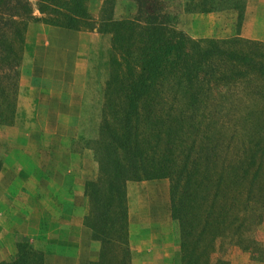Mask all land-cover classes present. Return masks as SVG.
<instances>
[{"label": "trees", "instance_id": "trees-1", "mask_svg": "<svg viewBox=\"0 0 264 264\" xmlns=\"http://www.w3.org/2000/svg\"><path fill=\"white\" fill-rule=\"evenodd\" d=\"M131 1L135 16L99 18L115 52L102 89V176L87 184L85 224L101 249L87 264H128L125 183L159 178L170 180L178 264H229L213 259L228 245L263 261L255 227L264 211V43L232 37L203 45L172 28L163 0ZM35 4L43 17L33 15L31 0H0V127L16 116L28 22L72 30L95 25L86 0ZM200 5V11L236 10L240 20L245 0ZM237 82H254L249 100L223 90ZM15 247L0 264H50L27 239Z\"/></svg>", "mask_w": 264, "mask_h": 264}, {"label": "rangeland", "instance_id": "rangeland-1", "mask_svg": "<svg viewBox=\"0 0 264 264\" xmlns=\"http://www.w3.org/2000/svg\"><path fill=\"white\" fill-rule=\"evenodd\" d=\"M200 1L163 0L170 12L172 28L203 45H207L209 40L226 42L232 38L220 39L218 28L215 29V36L200 37L193 29H188V22L181 19L185 15L218 12L200 11ZM35 2L31 0L33 15L43 17ZM86 5L95 22L93 28H83L79 32H72V36L60 37V49L51 51V56L47 58L36 60L33 49L24 51V48L22 51L16 116L11 125L0 127V219L4 222L0 224V255H5L0 261L8 260L16 253V241L27 239L23 232L30 228L38 232V242L37 245L29 242L43 252L46 262L50 264L53 261L65 262L64 253L56 247L54 257L50 254L46 256V246L50 244L46 245L45 240L55 238L72 242L79 232L81 241L78 251L81 258H75L76 262L87 264L98 259L101 243L98 255L91 259L94 247H90V240L94 239L92 230L85 224V217L90 211L87 184L102 176L99 164L102 157L97 152L98 130L104 109L102 89L110 69V56L115 52L112 51L111 34L100 30L99 18L106 13L116 20L131 18L136 15L137 7L131 0L104 3L103 0H86ZM38 24L47 25L42 20L32 19L28 22L33 30L30 34L32 38L41 27ZM53 55L60 57L56 59ZM253 83L247 86L237 82L223 90L238 92L249 100L246 96L252 92L250 87H253ZM169 188L168 178L150 179L144 183L131 181L127 187L125 183V201L126 192L131 198L140 191L147 203H157L159 212L153 215L154 222L160 221L164 225L165 219V227H157V231L163 232L156 234H166L172 230L173 236L176 235L178 239V226L171 214L172 222L166 221L171 213ZM74 198L78 208L85 213L83 231L87 227L91 231V239L86 230L76 233L69 228L58 229L59 210L69 214ZM145 211L149 213L147 207ZM27 215L29 219L25 218ZM10 220L19 222V226L14 233L6 235ZM255 228L256 238L264 244V211L261 223ZM11 243L14 245L13 253L8 254ZM174 255L162 264H178V255ZM217 257L226 258L229 264H264V260L252 259L250 254L232 245L213 254V259ZM128 260V264L142 261L131 257ZM146 260L151 262L155 259Z\"/></svg>", "mask_w": 264, "mask_h": 264}, {"label": "crops", "instance_id": "crops-1", "mask_svg": "<svg viewBox=\"0 0 264 264\" xmlns=\"http://www.w3.org/2000/svg\"><path fill=\"white\" fill-rule=\"evenodd\" d=\"M219 16V17H218ZM217 17L219 18V23H217ZM181 19L188 22V29H193L197 36H215V29L218 28V34L220 39L229 38V37H240L243 39L253 40L264 43V0H245V6L241 14V19L239 20V12L233 9H225L218 12H208V13H196L188 14L182 17ZM41 27L35 33L32 38L30 34L32 33L30 25H27L25 32V50L31 51L33 49L35 59L47 58L51 56V51L60 49V37L65 38L66 36H72V32H79V30L65 29L53 25H43L38 24ZM199 32H198V31ZM214 30V31H213ZM215 32V34H214ZM74 44V43H73ZM28 51V52H29ZM27 52V53H28ZM46 52V53H45ZM26 56H29V53ZM56 54V53H54ZM53 58L58 59L59 56H52ZM38 60V59H36ZM54 76H52L53 78ZM131 181L126 182L127 183ZM135 182V181H133ZM136 182H147V180H141ZM87 201V199H85ZM83 202L87 206L86 202ZM126 209H127V225H126V244L128 251L130 252L131 259H141V262L138 260L132 261V264H162L164 261H168L171 258L172 254L175 253L174 257L178 255V239L173 236V231L170 230V233L157 235L162 231H157V227L161 226L162 223L154 222L153 215L156 212H159V209L156 208V204L153 201H145L144 197L141 196L140 191H137L135 197L129 198V194L126 192ZM76 198L73 199V204L69 214L59 210V222L58 229H68L74 230L77 232L81 231L88 234L91 239V231L89 229H84L83 231V218L85 213L82 212L77 206ZM146 206L149 210V213H146ZM81 207V206H80ZM77 208L79 211H77ZM86 211V209H84ZM170 211V210H169ZM168 215V213H167ZM29 219L28 215L25 217ZM32 219V217H30ZM169 220V223L172 222L167 216L166 221ZM6 223V222H5ZM10 226L6 229V235L14 233L19 226V222L10 220ZM0 224H4L0 219ZM165 227V219H164ZM12 226V227H11ZM161 227V228H162ZM157 232V234H156ZM178 233V231H177ZM23 234L27 235V240L34 242V245H37L38 242V232L32 231V229H27ZM169 236V238H168ZM94 239V238H93ZM80 232L77 235V238L72 242L62 241L55 238H47L45 244H50L46 246V256L54 257L53 251L56 249L64 253L65 262H56L53 261L51 264H80L76 262L80 260L81 253L80 250ZM100 241L90 240V247H94V251L91 252L90 258H95L98 255ZM39 246V245H38ZM54 246V247H53ZM10 247V250H9ZM48 247H50L48 249ZM14 245H8V254L13 253ZM5 255H0V260H2ZM12 257V256H11ZM76 258V259H75ZM144 259V260H143ZM146 259H155L151 262H148Z\"/></svg>", "mask_w": 264, "mask_h": 264}]
</instances>
